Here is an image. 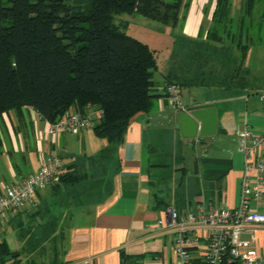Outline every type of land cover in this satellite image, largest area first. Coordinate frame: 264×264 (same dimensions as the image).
I'll return each mask as SVG.
<instances>
[{
    "label": "crops",
    "instance_id": "crops-1",
    "mask_svg": "<svg viewBox=\"0 0 264 264\" xmlns=\"http://www.w3.org/2000/svg\"><path fill=\"white\" fill-rule=\"evenodd\" d=\"M199 1L188 0L182 9V31L193 54L210 51L220 59H209L205 73L184 74L170 63L180 51L169 48L167 69L156 81L165 83L167 76L186 78L187 95L180 92L183 112L214 109L213 129L207 122L204 130L209 135L197 132L194 138L184 137L178 121L182 111L161 96L151 100L147 113L131 120L110 155L103 154L107 143L92 129L50 136V124L29 108L0 117V189L35 173L47 155L58 158L60 173L77 170L86 175L67 198L62 192L72 190L71 186H60L62 197L71 204L58 264L170 262L174 237L157 235L153 228L166 207L232 210L238 205L244 166L239 133L246 128L255 135L264 133V104L259 100L264 93V45L250 47L243 58L229 41H213L218 48L207 49L215 0ZM86 110L96 112L92 107ZM48 190L38 191L31 206ZM10 218L0 220V229ZM241 238L264 255V226ZM192 257L194 264H201L197 251Z\"/></svg>",
    "mask_w": 264,
    "mask_h": 264
},
{
    "label": "trees",
    "instance_id": "trees-1",
    "mask_svg": "<svg viewBox=\"0 0 264 264\" xmlns=\"http://www.w3.org/2000/svg\"><path fill=\"white\" fill-rule=\"evenodd\" d=\"M263 1L244 0L234 17L232 0H215L206 37L235 44L241 58L250 47L264 45V14L252 23L254 8ZM187 5L186 0H0V117L29 108L54 124L70 111L92 107L98 118L90 129L106 141L103 154L110 155L131 120L159 97L157 87L188 86L185 77L158 83L156 50L127 35L116 16L138 15L175 28ZM85 176L61 172L49 187L52 196H71ZM61 185L72 190L61 193ZM7 253L4 246L0 258Z\"/></svg>",
    "mask_w": 264,
    "mask_h": 264
},
{
    "label": "built area",
    "instance_id": "built-area-1",
    "mask_svg": "<svg viewBox=\"0 0 264 264\" xmlns=\"http://www.w3.org/2000/svg\"><path fill=\"white\" fill-rule=\"evenodd\" d=\"M157 94L184 111L178 85L165 83L157 87ZM259 100L264 104V93ZM97 118V112L70 111L49 125L48 135L90 129ZM238 151L244 160L238 205L232 210L206 205L186 211L166 207L153 228L157 235H173L174 259L161 264H194V251L201 264H264V255L251 241L241 238L243 233L264 226V133L255 135L248 128L241 131ZM60 170L58 158L47 155L35 173L0 189V220L26 210L38 191L58 182Z\"/></svg>",
    "mask_w": 264,
    "mask_h": 264
},
{
    "label": "rangeland",
    "instance_id": "rangeland-1",
    "mask_svg": "<svg viewBox=\"0 0 264 264\" xmlns=\"http://www.w3.org/2000/svg\"><path fill=\"white\" fill-rule=\"evenodd\" d=\"M243 1L232 0L234 9H236L232 11L234 17L238 16L241 11L240 5ZM199 3H202V0ZM262 14H264V1L256 4L252 12V23H258ZM115 22L127 35L156 50L158 70L154 74L155 80H160L163 70L167 69L166 63L170 57L167 55L170 52L169 48L176 52L180 51V55L172 58L170 63L175 66L176 70L184 74L205 73L206 66L210 64L208 60L219 58L210 51L207 52V55L206 52L193 54L192 43L187 42L182 31V21L176 28H172L138 15L122 14L116 16ZM234 24L237 27L238 20ZM207 42V49H211V45L213 48H218V45L214 43L216 41L208 40ZM205 48L206 45L203 50ZM186 88V86H182L180 89L184 95H187ZM189 147L187 152L192 150V146ZM59 194L53 197L52 191L41 192L36 203L32 206L30 204L24 214L16 216L12 220L9 219L1 227L0 249L5 246L8 253L0 258V264H58L64 237L70 226L68 210L71 204L65 200V197H62L64 195Z\"/></svg>",
    "mask_w": 264,
    "mask_h": 264
},
{
    "label": "water",
    "instance_id": "water-1",
    "mask_svg": "<svg viewBox=\"0 0 264 264\" xmlns=\"http://www.w3.org/2000/svg\"><path fill=\"white\" fill-rule=\"evenodd\" d=\"M178 121L184 137L194 138L197 132L200 136H207L215 124V111L214 109H198L188 113L181 112L178 114ZM207 122L210 123V131L204 133ZM199 124H201L200 127Z\"/></svg>",
    "mask_w": 264,
    "mask_h": 264
}]
</instances>
